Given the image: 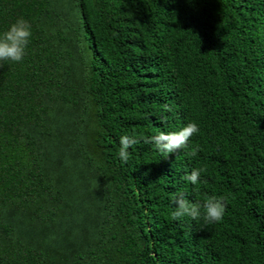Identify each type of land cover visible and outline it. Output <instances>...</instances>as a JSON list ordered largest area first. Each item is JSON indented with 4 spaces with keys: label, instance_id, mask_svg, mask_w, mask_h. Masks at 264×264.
<instances>
[{
    "label": "trees",
    "instance_id": "obj_1",
    "mask_svg": "<svg viewBox=\"0 0 264 264\" xmlns=\"http://www.w3.org/2000/svg\"><path fill=\"white\" fill-rule=\"evenodd\" d=\"M18 18L32 36L0 61V264H264V0H0V33ZM189 122L188 148L119 159L121 136ZM180 192L224 197L223 220H173Z\"/></svg>",
    "mask_w": 264,
    "mask_h": 264
},
{
    "label": "clouds",
    "instance_id": "obj_2",
    "mask_svg": "<svg viewBox=\"0 0 264 264\" xmlns=\"http://www.w3.org/2000/svg\"><path fill=\"white\" fill-rule=\"evenodd\" d=\"M32 36L31 25L23 18H18L14 23L0 33V61H10L14 63L22 62L26 49ZM200 131L195 122H189L178 131L158 132L152 136L123 135L120 137V147L118 151L119 159L127 163L130 159L129 149L141 141L151 143L155 149L165 156L174 154L189 146V140ZM199 145L191 147L187 155L195 157L200 151ZM203 168L193 169L184 179L193 185L199 182ZM174 210L171 213L173 220L189 217L193 221L203 220L205 224H215L223 220L226 212V202L224 197H208L202 204L191 202L185 193H177L173 197Z\"/></svg>",
    "mask_w": 264,
    "mask_h": 264
}]
</instances>
